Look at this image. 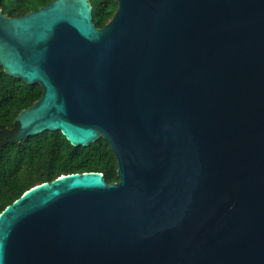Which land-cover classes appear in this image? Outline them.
<instances>
[{"label":"water","instance_id":"95a60500","mask_svg":"<svg viewBox=\"0 0 264 264\" xmlns=\"http://www.w3.org/2000/svg\"><path fill=\"white\" fill-rule=\"evenodd\" d=\"M0 10V65L42 97L20 142L104 138L120 180L64 174L0 213V264H264V0Z\"/></svg>","mask_w":264,"mask_h":264},{"label":"trees","instance_id":"16d2710c","mask_svg":"<svg viewBox=\"0 0 264 264\" xmlns=\"http://www.w3.org/2000/svg\"><path fill=\"white\" fill-rule=\"evenodd\" d=\"M52 0H0V10L20 17ZM93 22L103 28L118 9V0H90ZM43 94L40 84L8 75L0 65V213L31 187L64 174L100 172L108 183L118 182L117 158L100 138L89 146H74L61 131H45L11 142L19 130V113Z\"/></svg>","mask_w":264,"mask_h":264}]
</instances>
